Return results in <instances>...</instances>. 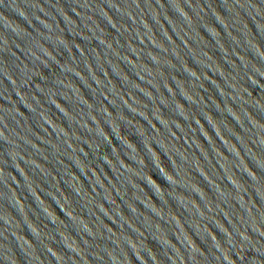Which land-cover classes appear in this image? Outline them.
<instances>
[{"label": "water", "instance_id": "1", "mask_svg": "<svg viewBox=\"0 0 264 264\" xmlns=\"http://www.w3.org/2000/svg\"><path fill=\"white\" fill-rule=\"evenodd\" d=\"M0 264H264V0H0Z\"/></svg>", "mask_w": 264, "mask_h": 264}]
</instances>
